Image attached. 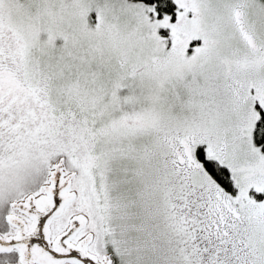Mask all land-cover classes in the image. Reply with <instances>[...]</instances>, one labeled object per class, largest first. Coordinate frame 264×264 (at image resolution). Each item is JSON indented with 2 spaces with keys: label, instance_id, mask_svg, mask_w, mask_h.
I'll use <instances>...</instances> for the list:
<instances>
[{
  "label": "snow or ice",
  "instance_id": "6c2138e0",
  "mask_svg": "<svg viewBox=\"0 0 264 264\" xmlns=\"http://www.w3.org/2000/svg\"><path fill=\"white\" fill-rule=\"evenodd\" d=\"M0 264H264V0H0Z\"/></svg>",
  "mask_w": 264,
  "mask_h": 264
}]
</instances>
